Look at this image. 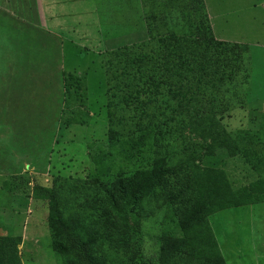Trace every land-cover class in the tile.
Here are the masks:
<instances>
[{"label": "rangeland", "instance_id": "obj_1", "mask_svg": "<svg viewBox=\"0 0 264 264\" xmlns=\"http://www.w3.org/2000/svg\"><path fill=\"white\" fill-rule=\"evenodd\" d=\"M129 1L115 0L124 27L134 11ZM140 1V33L98 43L90 32L79 46L78 26L62 36L49 30L35 0H0V236L14 239L17 264H77L55 249L66 240L51 227L49 201L35 197L34 187H43L58 199L63 220L80 218L92 255L105 264H163L165 236L182 234L191 208L203 242L187 241L168 264H264V0H206L215 36L248 49L242 88L229 93L227 102L236 97L213 128L217 146L178 134L141 148L129 139L138 132L121 93L109 94L106 54L147 40V19L162 12L165 30H191L189 5L198 0ZM85 18L94 31L95 17ZM145 158L160 173L142 170ZM141 171L146 180L128 220L139 229L124 233L110 198L118 199L121 179L127 187ZM206 183L214 201L235 205L215 211L199 188Z\"/></svg>", "mask_w": 264, "mask_h": 264}, {"label": "trees", "instance_id": "obj_2", "mask_svg": "<svg viewBox=\"0 0 264 264\" xmlns=\"http://www.w3.org/2000/svg\"><path fill=\"white\" fill-rule=\"evenodd\" d=\"M193 2L190 0V3ZM195 5H189L191 13H194L191 30L181 28L176 31L174 27L165 30L167 18L166 13L162 12L159 18L154 16L147 19V40L119 47L106 54L109 94L114 97L121 93V109L129 113L130 121H134L138 132L137 137L129 136V139L137 142L140 148L154 141L163 143L169 135H175L179 140L178 134L184 136L186 142L194 143L201 138L203 142L211 146L215 144L216 147L218 141L216 143L213 128L218 125V118L223 115L225 107L231 106L230 102L242 88L239 68L247 61L248 49L242 44L217 40L203 0H198L197 7ZM232 91H236L234 95H237L230 96L231 100L227 102ZM113 108L116 107L113 105ZM134 116L138 117L136 122ZM181 143H184L183 139ZM232 147L238 149V145ZM181 150L193 153L191 146H182ZM141 165L142 170L153 169L160 173L159 166L151 167L147 158L143 159ZM145 180L144 171L132 177L127 187L121 179L118 199L110 198L113 212L118 213L124 225H127V229L122 228L124 233L139 229L137 220L132 226H128V220L135 219L131 202L137 199ZM205 185L204 189L199 186L200 191L205 193L207 189L206 196L214 202L211 207L215 211L235 205L226 202L222 196L215 199L216 203L211 198L213 191L210 185ZM34 194L49 201L51 227L66 240L65 246H55L56 250L73 256L77 264H105L92 255V241L82 233L80 218L63 220L58 199L50 189L34 187ZM204 204L203 200L197 204L198 209L206 210ZM192 211V208L188 210L190 216L186 219L187 224H180L181 235L165 236L161 263L171 262L187 241L203 242L195 234L197 231L193 226L198 224L199 219ZM192 229L194 233L190 234ZM18 261L14 239L0 236V264H17Z\"/></svg>", "mask_w": 264, "mask_h": 264}, {"label": "crops", "instance_id": "obj_3", "mask_svg": "<svg viewBox=\"0 0 264 264\" xmlns=\"http://www.w3.org/2000/svg\"><path fill=\"white\" fill-rule=\"evenodd\" d=\"M86 1L88 3H85ZM89 1L90 0H35V5L37 6L36 3L38 2V8L42 14L41 16H43L46 28L49 27L48 29L56 34L61 36L63 34H68L73 30L71 24L77 25V35L76 38H74V41L75 43H78L79 46L82 42L92 40L90 32L96 34L95 39L98 40V43L101 41L105 43L111 40L115 41L121 38L125 33L130 35L140 33V31L137 30L140 24L139 15L136 10L137 0L129 1L130 4L134 6V11L132 14L130 13L128 19L125 20V27L121 23L120 14H117L119 8L117 4H115V0H101V2L98 0H91L92 3H89ZM107 2H109V4H107ZM204 4L207 10L206 0H204ZM85 16L95 17V22L93 23L94 31L92 30V27L90 29L91 22L86 20ZM69 17H77L79 19L70 23L67 19ZM209 21L211 25V21H213L212 16L209 17ZM124 29L125 32L121 34ZM104 36H106V39ZM214 37L217 40L230 42V40H227L224 37H216L215 34ZM63 38L65 40L70 39L69 37Z\"/></svg>", "mask_w": 264, "mask_h": 264}]
</instances>
